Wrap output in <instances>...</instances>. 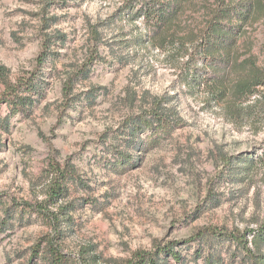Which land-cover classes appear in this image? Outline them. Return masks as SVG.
Returning <instances> with one entry per match:
<instances>
[{"label": "rangeland", "instance_id": "1", "mask_svg": "<svg viewBox=\"0 0 264 264\" xmlns=\"http://www.w3.org/2000/svg\"><path fill=\"white\" fill-rule=\"evenodd\" d=\"M130 1L0 0V65L10 83L33 79L40 90L8 121L0 101V264H49L51 250L58 264H127L203 228L245 231L264 221V97L241 118L226 109L252 105L264 89L222 100L184 78L190 66L215 73L197 47L217 0H183L163 39L141 18L118 17ZM242 29L232 56L264 68V17L253 14ZM45 38L50 54L40 61ZM240 71L225 69L228 88ZM156 99L177 123L166 135L140 133L133 148L127 124ZM118 155L130 161L117 165ZM224 156L261 160L247 181L232 182ZM60 171L66 190L52 203ZM197 248H182L183 264H203ZM217 248L222 264H242L229 242Z\"/></svg>", "mask_w": 264, "mask_h": 264}, {"label": "trees", "instance_id": "2", "mask_svg": "<svg viewBox=\"0 0 264 264\" xmlns=\"http://www.w3.org/2000/svg\"><path fill=\"white\" fill-rule=\"evenodd\" d=\"M182 1L131 0L130 4L120 9L117 15L119 18L128 17L131 21L141 18L156 36L163 39L168 34L169 27L173 24ZM217 3L211 18L203 26V30L200 33V43L197 47L199 57L206 61L203 66L210 68L215 73L208 79V73L205 68H201L199 71H191L192 67L190 66L185 70L184 78L190 87L196 83L201 84V82L211 86L212 90L222 100L226 99V97L230 100L229 96H232L236 101L244 98L249 99L259 91V88L264 89V68L257 65L253 60H239L232 55L235 51L237 40L243 33L242 26L250 20L253 14H259L264 17V0H217ZM96 31L94 29L92 32L96 33ZM44 41L43 49L38 57L40 61L45 60L50 54L48 44L50 38H45ZM228 67L242 70L237 80L229 88L224 82L225 77L221 76ZM5 72V67L0 65V79L5 87L4 92L0 94V101H4L10 106L9 113L5 118L8 121L10 117L18 112H27L34 103V95L39 94L40 90L37 82L33 81V79L23 80L15 84L10 83ZM70 78H73V75H70L68 81ZM22 92L25 94L21 95L20 93ZM62 92L66 100L72 101L73 96H70L72 90L69 89L67 84L63 87ZM261 97L264 96H260L252 105L245 106L246 108L234 103V101H229L226 109L235 118H241L240 113L245 115L244 110L248 109V107L256 106L260 102ZM161 102L160 99H156L150 112L130 118L127 124V131L130 138H132L133 148L136 147L134 138L138 137L140 133L146 130H154L157 136L166 135L175 127L177 121L170 117L173 113L169 110L167 112L168 116L164 114L163 112L166 108L161 106ZM130 158V155H118L115 162L117 165L118 162L122 164L130 161ZM260 160V156L256 161L252 156L235 158L224 156L223 163L227 164L228 169H230L232 182L238 180L241 182L247 181L251 177L253 168L257 166ZM64 173L65 171L59 172L58 178L55 179L56 185L53 184L54 180L52 181L54 187L52 186L48 191V200L52 203H56L64 195L66 190L62 179ZM67 173L65 181L75 177L73 168ZM33 210L39 217L47 221L55 217L54 214L52 215L46 209L34 208ZM249 236L250 239H248ZM191 242L198 244L194 258L202 259L203 264H222L221 251L217 248V245L226 242H229L230 245L235 246L238 250L237 255L242 264H264V221L258 223L256 228H247L245 231L238 229L221 231L211 227L203 228L188 240H173L167 242L161 248H156L153 252H139L127 264H167V257H171L175 262L183 264L187 260L181 250ZM34 251L32 257L38 255L37 247L34 248ZM47 261L49 264H58L59 258L56 252L53 250L49 251Z\"/></svg>", "mask_w": 264, "mask_h": 264}]
</instances>
